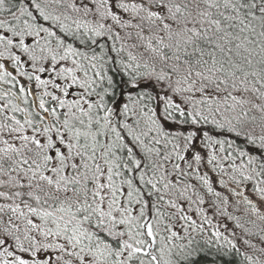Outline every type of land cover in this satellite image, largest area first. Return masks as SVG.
I'll use <instances>...</instances> for the list:
<instances>
[{
	"label": "snow or ice",
	"instance_id": "6c2138e0",
	"mask_svg": "<svg viewBox=\"0 0 264 264\" xmlns=\"http://www.w3.org/2000/svg\"><path fill=\"white\" fill-rule=\"evenodd\" d=\"M0 264H264V0H0Z\"/></svg>",
	"mask_w": 264,
	"mask_h": 264
}]
</instances>
